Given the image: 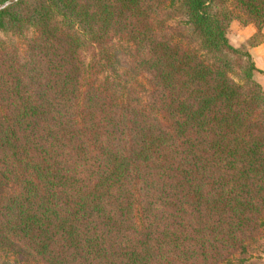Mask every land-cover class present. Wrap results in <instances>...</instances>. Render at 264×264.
Returning a JSON list of instances; mask_svg holds the SVG:
<instances>
[{"label":"trees","instance_id":"1","mask_svg":"<svg viewBox=\"0 0 264 264\" xmlns=\"http://www.w3.org/2000/svg\"><path fill=\"white\" fill-rule=\"evenodd\" d=\"M234 21L257 29L239 47ZM263 28L264 0L0 11V252L16 264H247L264 227V72L251 55Z\"/></svg>","mask_w":264,"mask_h":264},{"label":"rangeland","instance_id":"2","mask_svg":"<svg viewBox=\"0 0 264 264\" xmlns=\"http://www.w3.org/2000/svg\"><path fill=\"white\" fill-rule=\"evenodd\" d=\"M182 21H184V18L179 15L178 17L169 21L168 24L172 30L179 31V30H181ZM230 30H231V28H230ZM230 30H229L228 36L230 34ZM1 37L3 38V40L7 38V36L6 35L3 36V34H1ZM229 39H230V36H229ZM115 46H116L115 51L117 52V56L122 55V53L128 51L126 48V45L122 44L121 42H117L115 44ZM83 57H84L86 63L94 64L95 62L97 63L98 61H100V58L98 55V58H96V61L93 62V55L90 52V50H89V52H85L83 54ZM124 57H125V55L123 56L120 64H122V63L124 64L127 62V60H126L127 58H124ZM113 60H114V58H113ZM107 74L109 76L112 75V74L110 75L109 73H107ZM107 74H105V76H107ZM255 80L262 87V90L264 93V75L256 74ZM140 90H141V88H140ZM141 98L145 102L149 101L146 94H142ZM249 251H250L249 256H248L249 262L247 264H264V227L262 228V230L259 233H257L254 236L252 241H250ZM18 261L21 262V257L19 256L18 253L15 255L14 253H11V252H9V253L0 252V264H16V263H18ZM30 263L31 264H37V262H34V261H30Z\"/></svg>","mask_w":264,"mask_h":264},{"label":"crops","instance_id":"3","mask_svg":"<svg viewBox=\"0 0 264 264\" xmlns=\"http://www.w3.org/2000/svg\"><path fill=\"white\" fill-rule=\"evenodd\" d=\"M257 33L254 25H243L239 21H234L230 30V42L233 46L239 47L245 41L251 39ZM264 35V28H263ZM251 55L256 67L264 72V41L251 49Z\"/></svg>","mask_w":264,"mask_h":264},{"label":"water","instance_id":"4","mask_svg":"<svg viewBox=\"0 0 264 264\" xmlns=\"http://www.w3.org/2000/svg\"><path fill=\"white\" fill-rule=\"evenodd\" d=\"M19 1L20 0H8L5 3L0 4V11L8 9L9 7L13 6L14 4H16Z\"/></svg>","mask_w":264,"mask_h":264}]
</instances>
